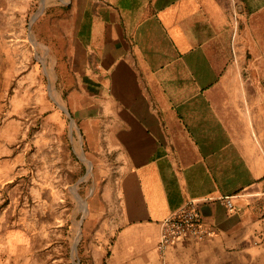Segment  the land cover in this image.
I'll use <instances>...</instances> for the list:
<instances>
[{"label": "crops", "instance_id": "1", "mask_svg": "<svg viewBox=\"0 0 264 264\" xmlns=\"http://www.w3.org/2000/svg\"><path fill=\"white\" fill-rule=\"evenodd\" d=\"M66 5L56 79L69 136L88 174L83 154L115 161L102 190L86 193L78 264H264V244H253L264 209V0ZM191 199L210 200L201 211L214 233L160 253V223ZM5 235L0 264H33Z\"/></svg>", "mask_w": 264, "mask_h": 264}, {"label": "rangeland", "instance_id": "2", "mask_svg": "<svg viewBox=\"0 0 264 264\" xmlns=\"http://www.w3.org/2000/svg\"><path fill=\"white\" fill-rule=\"evenodd\" d=\"M68 1L0 0V233L6 246L16 233L33 264H78L86 193L115 168L83 154L88 174L69 136L76 127L56 79Z\"/></svg>", "mask_w": 264, "mask_h": 264}, {"label": "built area", "instance_id": "3", "mask_svg": "<svg viewBox=\"0 0 264 264\" xmlns=\"http://www.w3.org/2000/svg\"><path fill=\"white\" fill-rule=\"evenodd\" d=\"M232 199L233 197L230 196L221 198L228 212L234 209ZM209 201V199H191L164 219L160 223L157 250L163 253L168 246L185 236L196 241H203L212 236L214 229L207 224L201 211L202 206ZM259 221L262 230L253 241L255 245L264 244V209L259 215Z\"/></svg>", "mask_w": 264, "mask_h": 264}]
</instances>
